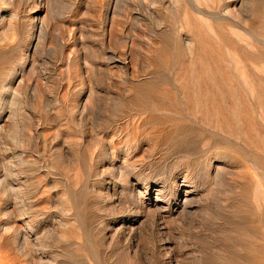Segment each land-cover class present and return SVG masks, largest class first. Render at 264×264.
Here are the masks:
<instances>
[{
	"label": "rangeland",
	"instance_id": "rangeland-1",
	"mask_svg": "<svg viewBox=\"0 0 264 264\" xmlns=\"http://www.w3.org/2000/svg\"><path fill=\"white\" fill-rule=\"evenodd\" d=\"M0 264H264V0H0Z\"/></svg>",
	"mask_w": 264,
	"mask_h": 264
}]
</instances>
